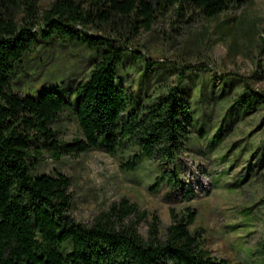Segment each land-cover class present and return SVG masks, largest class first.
<instances>
[{"label":"trees","instance_id":"1","mask_svg":"<svg viewBox=\"0 0 264 264\" xmlns=\"http://www.w3.org/2000/svg\"><path fill=\"white\" fill-rule=\"evenodd\" d=\"M247 1L51 0L41 7L40 0H0V264H229L211 256L202 234L190 229L195 209H171L170 223L162 227L156 214L149 219L121 198L85 223L71 214V177L33 170L44 153L59 161L102 148L128 172L143 160L157 162L162 172L152 190L163 186L189 200L180 157L195 122L179 95L183 72L175 84L142 99L116 85V69L130 36L149 29L157 15L171 11L177 21L189 22ZM55 41L82 44L93 53L87 78L35 95L14 90L23 59ZM245 93L251 110L264 111V92L247 87ZM64 111L79 129L71 141L53 128Z\"/></svg>","mask_w":264,"mask_h":264},{"label":"rangeland","instance_id":"2","mask_svg":"<svg viewBox=\"0 0 264 264\" xmlns=\"http://www.w3.org/2000/svg\"><path fill=\"white\" fill-rule=\"evenodd\" d=\"M50 1L39 3L45 7ZM262 37L264 0H248L214 17L194 15L189 22L177 21L170 11L130 36L116 69V85L125 93L144 99L175 84L183 72L179 95L189 102L195 122L180 157V180L192 190L189 200L163 186L152 190L162 172L157 162L143 160L128 172L102 148L59 161L44 153L33 173L71 177V214L78 221L90 222L121 198L136 203L149 219L156 214L162 227L170 223L171 209H195L190 229L202 234L211 256L229 264H264V111L251 110L245 93L247 87L264 92ZM92 57L82 44L48 43L23 59L12 87L30 95L62 84L71 88L87 78ZM53 128L63 141L80 136L69 111ZM146 229V223L140 225L142 235Z\"/></svg>","mask_w":264,"mask_h":264}]
</instances>
